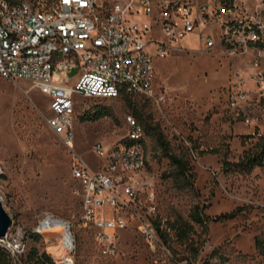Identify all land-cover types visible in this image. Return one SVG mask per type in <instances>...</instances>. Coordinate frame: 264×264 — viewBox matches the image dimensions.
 <instances>
[{"label":"rangeland","instance_id":"obj_1","mask_svg":"<svg viewBox=\"0 0 264 264\" xmlns=\"http://www.w3.org/2000/svg\"><path fill=\"white\" fill-rule=\"evenodd\" d=\"M208 2L198 0L199 8ZM231 5L237 15L264 23V0H232ZM192 9L195 12L196 6ZM132 20L142 27L153 23L142 10ZM203 29L216 44L213 49L202 47L196 33L165 58L155 55L156 45L148 48L154 56L156 86L168 101L145 106L137 101L160 126L173 153L188 158L195 178V192L179 189L170 161L160 160L154 141L145 137L148 172L157 179L158 222L170 238L169 245L164 241L165 249L151 248L136 230L128 229L119 232L115 257L100 254L94 231L81 227V186L72 175V153L46 123L51 98L30 82L0 78V164L6 172L0 181V199L12 219L0 247L10 253L13 264H31L27 256L32 248L47 252L56 264L67 259L74 264H264V255L255 246L256 238L264 237V170L243 174L222 168L225 159L236 163L254 146L256 139L249 137L264 135V89L254 80L264 70V57L254 47L229 53L220 43L219 24H206ZM154 35L168 42L162 32ZM255 61L261 68L255 67ZM238 94L246 95V101L233 108L230 99ZM103 105L111 109V117L82 121ZM129 115L135 117L121 99L78 97L74 152L96 170L93 145L111 147L123 141L129 133L125 124ZM197 205L209 217L244 210L236 218L200 227L192 220ZM49 217L71 226L72 255L50 250L39 232ZM179 218L193 226L188 239L177 240L173 224ZM35 234L39 240L33 238Z\"/></svg>","mask_w":264,"mask_h":264},{"label":"built area","instance_id":"obj_2","mask_svg":"<svg viewBox=\"0 0 264 264\" xmlns=\"http://www.w3.org/2000/svg\"><path fill=\"white\" fill-rule=\"evenodd\" d=\"M141 10L153 19L151 26L132 20ZM206 24L221 25L220 43L229 53L254 47L264 57V23L237 15L224 0H209L201 8L198 0H0V78L30 82L51 98L46 123L72 153V175L81 186L82 225L94 231L103 257L118 254L119 232L128 229L136 230L151 248L165 249L158 228L163 230L158 222L157 179L148 172L145 131L130 115L125 118L128 143L93 145L96 170L76 154V100L127 96L166 104V94L156 86L154 56L148 48L156 45L155 55L165 58L196 33L202 47L213 49L216 44L204 34ZM161 32L167 43L154 36ZM254 65L261 68L260 61ZM254 80L264 89V70ZM244 101L246 95L238 94L230 105L237 108ZM5 175L0 164V181ZM65 225L70 256L74 240L71 226Z\"/></svg>","mask_w":264,"mask_h":264},{"label":"trees","instance_id":"obj_3","mask_svg":"<svg viewBox=\"0 0 264 264\" xmlns=\"http://www.w3.org/2000/svg\"><path fill=\"white\" fill-rule=\"evenodd\" d=\"M225 2L232 4V0H224ZM127 106L133 109L134 116L140 121L143 125L145 131V137H150L154 143L155 148L157 151L160 152V160L167 159L170 161V165L174 168V173L172 175L173 180L177 187L181 190H190L196 191L194 186V175L192 173V169L190 167V163L185 155H177L173 153L171 144L164 135L163 131L161 130L160 126L152 120V118L144 112V108L139 106L137 101H144V106L147 102H150L148 99L143 97H122ZM99 101V100H97ZM112 112L109 107L106 105L98 107L94 113H90L85 115L82 118L83 122H91L95 123L103 118L111 117ZM256 139V143L254 146L245 151L242 157L239 159L238 162L232 163L228 160L223 161V170L225 172H239L243 174H250L254 169L260 168L264 170V135H259L258 137H249ZM123 142L128 143L126 139ZM145 152H146V142L145 139L142 142ZM147 155V153H146ZM149 166V161H147V168ZM205 208H201L199 205L195 206L193 209L192 220L199 225L200 227H207V225L211 222H218L228 219H233L240 216L243 212V208H238L232 213L224 214L220 217H209L204 214ZM81 227L88 230L87 228L83 227L82 220H81ZM161 236L165 243L169 245V235L164 231L160 230L158 226ZM173 229L176 230V237L177 240L180 239H188L189 233L193 230V226L189 223L185 222L183 219L179 218L174 224ZM33 238L35 240H39V235H34ZM255 246L259 253L264 255V237L258 236L255 240ZM27 260L31 264H56L47 252H40L37 248H32L30 253L27 256ZM0 264H13V259L10 253H8L5 249L0 247Z\"/></svg>","mask_w":264,"mask_h":264},{"label":"bare ground","instance_id":"obj_4","mask_svg":"<svg viewBox=\"0 0 264 264\" xmlns=\"http://www.w3.org/2000/svg\"><path fill=\"white\" fill-rule=\"evenodd\" d=\"M65 226L64 221L49 217L47 218L45 225L39 229V232L49 241L50 250L59 251L63 256L68 253L65 241L70 239L66 233L67 228Z\"/></svg>","mask_w":264,"mask_h":264},{"label":"water","instance_id":"obj_5","mask_svg":"<svg viewBox=\"0 0 264 264\" xmlns=\"http://www.w3.org/2000/svg\"><path fill=\"white\" fill-rule=\"evenodd\" d=\"M64 223L66 224V222ZM11 227L12 219L6 212L3 203L0 199V238L6 237Z\"/></svg>","mask_w":264,"mask_h":264},{"label":"crops","instance_id":"obj_6","mask_svg":"<svg viewBox=\"0 0 264 264\" xmlns=\"http://www.w3.org/2000/svg\"><path fill=\"white\" fill-rule=\"evenodd\" d=\"M154 36H155V35H154ZM189 36H190V35H189ZM189 36H187V37H189ZM155 37H156V36H155ZM187 37H186V38H187ZM57 262H58V261H57ZM61 263H62V262H61Z\"/></svg>","mask_w":264,"mask_h":264}]
</instances>
